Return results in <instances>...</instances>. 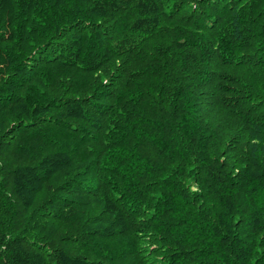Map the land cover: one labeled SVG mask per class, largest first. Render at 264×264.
Wrapping results in <instances>:
<instances>
[{
    "label": "trees",
    "instance_id": "1",
    "mask_svg": "<svg viewBox=\"0 0 264 264\" xmlns=\"http://www.w3.org/2000/svg\"><path fill=\"white\" fill-rule=\"evenodd\" d=\"M0 264H264V0H0Z\"/></svg>",
    "mask_w": 264,
    "mask_h": 264
}]
</instances>
